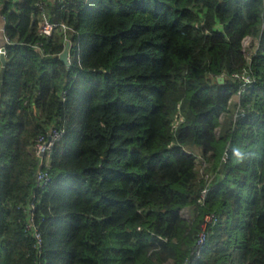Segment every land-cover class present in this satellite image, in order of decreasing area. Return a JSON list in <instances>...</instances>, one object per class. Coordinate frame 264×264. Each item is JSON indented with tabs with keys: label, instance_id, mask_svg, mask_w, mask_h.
I'll list each match as a JSON object with an SVG mask.
<instances>
[{
	"label": "trees",
	"instance_id": "trees-1",
	"mask_svg": "<svg viewBox=\"0 0 264 264\" xmlns=\"http://www.w3.org/2000/svg\"><path fill=\"white\" fill-rule=\"evenodd\" d=\"M41 1L73 28L69 67L64 34H39ZM0 12V264H180L210 213L199 264H264V0H0ZM245 71L254 87L231 105ZM52 127L65 133L38 187L33 148ZM198 159L215 175L203 202Z\"/></svg>",
	"mask_w": 264,
	"mask_h": 264
},
{
	"label": "built area",
	"instance_id": "built-area-1",
	"mask_svg": "<svg viewBox=\"0 0 264 264\" xmlns=\"http://www.w3.org/2000/svg\"><path fill=\"white\" fill-rule=\"evenodd\" d=\"M38 5L40 9H42L41 19L39 22V34L45 38H49V37H52L56 32L63 33L65 36V47L67 43H70L69 60H70V64H72L71 49L72 47L75 46V44H74V41L71 39V37L68 35V33L72 32L73 28L63 21H60V22L52 21L48 13L44 11V3L41 1ZM0 21L2 22V25L0 26V32L4 34L5 39H6V44H9L10 43L9 39L5 33V26L7 23L6 17L1 12H0ZM246 38L254 39L252 37H246ZM35 47L40 50L41 54L46 55L41 43L37 44ZM6 54L7 52H6L5 45L1 46L0 56L1 55L6 56ZM60 54H58V57ZM75 55H76L77 61H80V49L78 46H76ZM222 77H223V74L216 76L218 80ZM235 78L239 79L240 84H241L240 89L238 93L236 94V97H237L236 103H237L240 101L242 94L246 93L249 89L254 87L256 80L254 77H251L246 71L244 73H241L240 75H235ZM64 133H65V130L57 128V127H52V128H49L46 134H41L36 138V143L34 145L33 152L36 155V157L39 159V170L36 174L38 187H45L53 182V177L50 174L51 158L53 155L55 145L61 140ZM212 189L213 188L211 186V181L207 179V185L203 189L201 198L199 201L203 202L204 199L207 197L208 193ZM34 208L35 206L32 205L30 210H33ZM188 211L190 210L188 209ZM218 221H219V215L216 213H210L204 216V222L202 224V228L200 232L197 235L192 252L190 256L185 261L181 262L180 264H199L201 262L204 252L208 247L209 230L212 227H214L218 223ZM36 237L38 239L37 246L40 249L41 244H42V239H41V235L39 234L37 230H36Z\"/></svg>",
	"mask_w": 264,
	"mask_h": 264
},
{
	"label": "rangeland",
	"instance_id": "rangeland-1",
	"mask_svg": "<svg viewBox=\"0 0 264 264\" xmlns=\"http://www.w3.org/2000/svg\"><path fill=\"white\" fill-rule=\"evenodd\" d=\"M243 49L246 57L248 59H251V57L258 52L259 41L256 39L246 38L243 41ZM236 100H237L236 96L232 98L231 105H234L236 103ZM230 116L231 114H227V113L220 114L219 118L223 126L217 128L218 135L223 134L224 126L228 124L227 121L229 120ZM197 164H198V173L200 174V177L204 179H209L210 181H212L215 178L213 171L210 169V166L207 165V163H205V161H203L202 159H198ZM181 214L184 218L187 219L191 218L192 216V212L188 211V209H184Z\"/></svg>",
	"mask_w": 264,
	"mask_h": 264
},
{
	"label": "water",
	"instance_id": "water-1",
	"mask_svg": "<svg viewBox=\"0 0 264 264\" xmlns=\"http://www.w3.org/2000/svg\"><path fill=\"white\" fill-rule=\"evenodd\" d=\"M70 55V43L66 44L64 51L59 55V59L64 62L68 67L71 65L69 60ZM1 67H0V89L3 86V80L7 68V57L5 55L0 56ZM220 82L224 81V77L219 79Z\"/></svg>",
	"mask_w": 264,
	"mask_h": 264
},
{
	"label": "crops",
	"instance_id": "crops-1",
	"mask_svg": "<svg viewBox=\"0 0 264 264\" xmlns=\"http://www.w3.org/2000/svg\"><path fill=\"white\" fill-rule=\"evenodd\" d=\"M2 25V22L0 21V26ZM6 44V39L3 33L0 32V47L4 46Z\"/></svg>",
	"mask_w": 264,
	"mask_h": 264
}]
</instances>
